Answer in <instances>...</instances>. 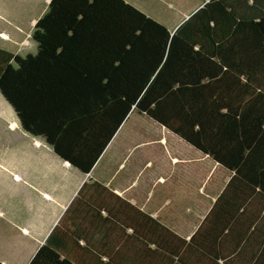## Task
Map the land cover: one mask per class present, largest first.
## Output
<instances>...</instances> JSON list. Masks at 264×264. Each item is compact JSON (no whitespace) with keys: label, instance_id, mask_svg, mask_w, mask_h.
Here are the masks:
<instances>
[{"label":"trees","instance_id":"trees-1","mask_svg":"<svg viewBox=\"0 0 264 264\" xmlns=\"http://www.w3.org/2000/svg\"><path fill=\"white\" fill-rule=\"evenodd\" d=\"M32 35L35 53L0 47L26 131L88 172L145 112L231 172L194 248L220 264V235L246 236L264 264V0H204L173 29L129 0H50ZM28 264L80 263L48 241Z\"/></svg>","mask_w":264,"mask_h":264},{"label":"crops","instance_id":"crops-1","mask_svg":"<svg viewBox=\"0 0 264 264\" xmlns=\"http://www.w3.org/2000/svg\"><path fill=\"white\" fill-rule=\"evenodd\" d=\"M0 101L17 119L0 125L19 127L39 150L0 155L1 264H28L48 241L80 264H214L192 243L231 172L208 191L223 167L209 154L135 109L86 172L26 131L1 90ZM220 236V264H251L246 236Z\"/></svg>","mask_w":264,"mask_h":264},{"label":"rangeland","instance_id":"rangeland-1","mask_svg":"<svg viewBox=\"0 0 264 264\" xmlns=\"http://www.w3.org/2000/svg\"><path fill=\"white\" fill-rule=\"evenodd\" d=\"M129 1L170 28L183 21L190 13L202 5L201 0ZM49 2L50 0H0V31L8 32L13 37L21 35L20 39H23L19 43L6 36H2L0 33V45L9 47L21 55L35 53L38 46L33 35L30 33L33 32L37 19L47 11ZM187 13L189 14L187 15ZM2 108L8 110L4 106ZM10 120H13V124L17 123L14 114L8 119L6 113L0 110V124L8 123ZM0 128V155L8 152L13 156L21 158L22 156H33V154L39 153L38 147L33 144V139L23 134L19 127H4L0 125ZM219 173L220 177L216 174L213 180H209L208 191L212 190V188H217L230 175L223 167H220Z\"/></svg>","mask_w":264,"mask_h":264},{"label":"water","instance_id":"water-1","mask_svg":"<svg viewBox=\"0 0 264 264\" xmlns=\"http://www.w3.org/2000/svg\"><path fill=\"white\" fill-rule=\"evenodd\" d=\"M3 94V93H2ZM4 95V94H3ZM5 97V96H4ZM6 98V97H5ZM8 101V100H7ZM9 102V101H8ZM10 103V102H9ZM18 118H19V116H18ZM20 120V119H19ZM23 127V126H22Z\"/></svg>","mask_w":264,"mask_h":264}]
</instances>
